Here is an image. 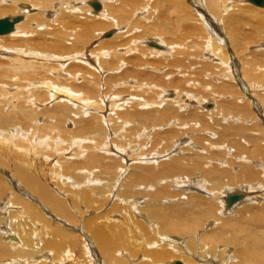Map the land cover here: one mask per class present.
I'll return each mask as SVG.
<instances>
[{
  "label": "bare ground",
  "instance_id": "1",
  "mask_svg": "<svg viewBox=\"0 0 264 264\" xmlns=\"http://www.w3.org/2000/svg\"><path fill=\"white\" fill-rule=\"evenodd\" d=\"M57 1L0 0V19L14 20L22 16L13 31L0 35V70L3 73L9 70L5 80H0V264H27V256L23 257L22 253L34 251L35 232H29L30 228L19 223V235L14 236L17 231L2 214L6 217L13 207L14 211H19L18 216L10 213L14 218H18L19 213L31 218L34 203L50 216L57 218L55 214L58 215L59 220L62 217L73 219L76 204V209L83 213L88 209L98 212L86 206L88 201H94L93 197L81 193L85 194V186H97L99 173L103 172L110 175L115 171V181L122 187L123 198L135 199L134 204L123 208L122 223L114 219L120 210L114 205L115 208L110 207L104 215L95 213L84 224L99 250L109 253L110 257L104 256L108 262L116 252L122 256L114 260L118 264H125L126 259L132 262L131 257L138 252L133 243L141 235H149L151 221L161 225L156 230L160 245H164L147 251L154 259L151 264H176L180 258L184 260L182 264H191L194 253L184 244L182 236L171 234L174 230L182 231L183 225L188 226L194 241L195 236L199 237L190 244L197 248L206 247V241H210L206 234L214 230L210 228L214 223H218V227L232 224L235 221H225L238 212V218L262 223L264 143L257 131L264 124V6L248 0ZM92 1L100 2L101 8L95 10L90 4ZM146 2L156 8L157 16L151 14ZM61 4L65 9L60 8ZM195 9L201 16L198 19L193 16ZM27 10L37 12L33 11V16ZM83 11L94 18L89 20L80 15ZM171 14L176 17L173 19ZM99 15L100 20H96ZM192 16L194 20H190ZM154 25L158 26V33L152 31ZM166 28L169 38L164 34ZM183 28L187 30L180 37ZM204 28L209 31L206 36L201 31ZM195 36L204 38L203 50L199 48L202 50L199 53L188 42ZM251 49L263 56L253 55ZM85 54L91 56L85 62L87 66L78 64L82 61L78 56ZM160 55L169 56V60L165 58L168 60L165 61ZM70 59L75 60L73 65L69 62L74 68H68L66 73L63 69L61 77L57 69H62L64 62ZM41 60L55 62L50 65ZM147 66L152 70H146ZM30 69L37 72V80L35 75L30 76ZM11 71H17L20 77L29 72V80L26 74V78L22 77L25 81L20 78L19 85L9 90V77L15 74L9 73ZM33 78L35 80H31ZM196 85L199 86L196 88ZM121 86H125L126 92L134 91L124 94ZM43 118L44 122L39 123ZM69 123L75 128L69 129ZM122 130L118 144L116 140V144L112 143L109 134ZM85 137L92 141L86 148ZM154 139L165 141L160 152L148 148L152 147ZM137 144L139 153L134 155L131 151L136 150ZM56 151L61 153L59 159L64 164L65 171H61L65 175L72 172L71 178L82 186L79 192L62 190L70 195L68 199V196L63 198L60 188L51 182L65 175H54L50 165L51 175L48 176L44 172L46 163L40 161L46 162L50 153ZM116 151L120 158L112 155ZM66 154L69 156H64ZM135 158L140 159L138 164L150 167L145 169L144 175H138L144 180L131 177L120 183L130 167L124 163ZM210 159V164L205 166ZM154 165L159 167L154 168ZM161 176L170 181L163 183ZM142 183H145L144 189H140ZM177 185L179 189H175ZM75 186L73 188H78ZM150 186H154V190L148 189ZM96 189L91 193L99 197ZM9 192L13 197L9 198ZM184 194L189 196L185 201L181 198ZM231 194L243 196L229 205ZM143 198L146 209L140 206ZM131 217L133 227L129 230L125 220L130 221ZM45 223L51 227V236L61 238L48 241L54 247L51 250L61 247L65 231L50 226L48 220ZM163 235L176 237L177 241H173V245L166 241L170 237ZM126 236L130 237L129 243ZM258 240L264 243L263 238ZM25 246L30 251H25ZM171 246L174 251L170 250ZM229 252L226 248L220 254L221 259H226L225 254L231 257ZM31 254L36 257L34 252ZM211 255L210 251L202 258ZM89 260L95 261L93 257Z\"/></svg>",
  "mask_w": 264,
  "mask_h": 264
},
{
  "label": "rangeland",
  "instance_id": "2",
  "mask_svg": "<svg viewBox=\"0 0 264 264\" xmlns=\"http://www.w3.org/2000/svg\"><path fill=\"white\" fill-rule=\"evenodd\" d=\"M55 1H57V0H55ZM59 1V0H58ZM57 1V2H58ZM153 1H157V0H150V3L151 2H153ZM57 2H54V3H56V4H58ZM149 2L147 3H145L147 6L149 5V7L151 8H149L150 10V12H151V14H153L154 16H157L156 14H155V10H156V8H154V7H151V4H150ZM191 4H193V3H191ZM189 6V5H188ZM60 8H63V9H65V7L64 6H62V4H61V6H60ZM153 8V9H152ZM37 10V9H36ZM36 10H27V11H29L30 12V14H32L33 15V11H34V13L35 12H37ZM197 11V12H196ZM29 12H27L26 14L28 15L29 14ZM32 12V13H31ZM190 12V11H189ZM57 13H59V12H57ZM80 13V15H82V16H84V17H86L87 19H89V20H91V19H93L94 18V16L93 15H91V14H89V13H87V12H85V11H83V12H79ZM86 14V15H85ZM186 14V13H185ZM36 15H37V13H36ZM56 14L54 13V16H55ZM152 15V16H153ZM195 15V17H196V19H198V18H200L201 16L199 15V13H198V9H195V11H194V13H193V16ZM197 15H199V16H197ZM31 16V15H30ZM34 16V15H33ZM88 16V17H87ZM103 16V15H102ZM170 17H172L173 19L176 17V14H174V16H173V14H171V15H169ZM191 17L190 18V20H192L193 18H195V17ZM93 17V18H92ZM100 17H101V15H99L98 17H97V19L96 20H100ZM186 18V17H185ZM142 19H144L145 20V18H142ZM194 20V19H193ZM146 21H148V20H146ZM151 26H152V24H151ZM122 27H125L124 25H122ZM247 27V29L246 30H249V26H246ZM126 28V27H125ZM115 29V28H114ZM114 29H112V30H114ZM183 29H185V28H183ZM183 29H181V33H180V37L181 36H184V33H185V31L187 30V28L185 29V30H183ZM104 31L105 30H107V29H103ZM154 30H156L157 32L156 33H158V26L157 25H154L153 26V29H152V31L155 33V31ZM168 28H166V32L164 33L166 36H167V38H169L170 36H168ZM201 31H206V33H204L203 32V35L204 36H206V35H208V30L207 29H205L204 28V30L203 29H201ZM109 32H111V31H109ZM170 33V32H169ZM154 36H156V35H154ZM165 37V36H164ZM193 37V36H192ZM167 38L165 37L164 39L165 40H167ZM191 38V37H190ZM202 39H204V38H202V37H200V38H197L196 39V36H195V38H191V39H189V44L190 45H193V48L196 50V52L197 53H199V52H201L202 50H203V48H202V44L204 43L203 42V40ZM1 40V39H0ZM192 40H193V42L195 43V44H198L197 42H199L200 44H198V45H194V43L192 42ZM201 41V42H200ZM193 43V44H192ZM69 44L71 45L72 43L69 41ZM202 49V50H200V49ZM252 50V49H251ZM247 53H249L248 51H247ZM97 55H99L98 53H96ZM252 54L253 55H255V56H263V54H259L258 52H256V51H254V50H252ZM88 54H85L83 57L82 56H78V59L80 60H82L81 62H79L78 64H82L83 66H87V64H85V62L87 61V60H89L90 59V57L91 56H89ZM127 56H130V54L129 55H127ZM254 56V57H255ZM158 57V56H157ZM159 57H161V58H163L164 60H165V58H167L168 60H169V56L167 57H164L163 55L161 56H159ZM77 59V58H76ZM106 59H109V58H106ZM38 60H40V59H38ZM168 60H165V61H168ZM45 62V63H47V61L48 60H41V62ZM40 62V61H39ZM49 62V64L51 65V64H54L53 62H55V61H48ZM71 63V65H73L72 63L73 62H75V60H73V59H70V60H68L67 62H64V64H63V66H61L62 67V69H57V72H59V74H60V76L61 77H63L64 75H63V69H66L65 70V73L66 72H68L67 70H68V68L70 69V68H74V67H70L71 65H70V63ZM69 63V64H68ZM166 63V62H165ZM68 64V65H67ZM65 65H67V67L65 66ZM66 68H65V67ZM64 67V68H63ZM75 69H76V67H75ZM150 70L151 68L150 67H148L147 66V69L146 70ZM31 70L32 69H30V71L29 72H31ZM122 71H123V68L121 69ZM152 70V69H151ZM169 70H171V69H169ZM168 70V71H169ZM5 73H7V71H9V70H3ZM33 71V70H32ZM14 71H11V72H9V73H13ZM29 72H27L26 74H28L27 75V81L29 80L28 79V77H29ZM180 73V69H177V73ZM2 73V74H1ZM5 73H3L1 70H0V80L1 79H3V80H5V77H6V75H5ZM15 74L13 75V76H15V77H13V76H11V78L9 77V82L11 83V85L9 86V88H7V89H9V90H12V87H16V86H18L19 85V80H20V78L22 79V81H25V78H26V74H24L23 76H21L20 77V74L19 73H17V71H15L14 72ZM35 73H37L36 71H35ZM35 73H33V72H31V75L30 76H32V74H33V76L35 75V78H36V80H37V77H36V74ZM51 74V71L50 72H48V74ZM79 73H81L80 71H79ZM120 73H122L121 71H120ZM216 73H218V72H216ZM45 74V73H44ZM2 75H4V76H2ZM63 75V76H62ZM81 75H82V73H81ZM171 76H172V74H170ZM179 75H181V74H179ZM170 76V77H171ZM13 77V78H12ZM18 77V78H17ZM22 77H25V78H22ZM170 77H168V78H170ZM167 78V77H166ZM167 78V79H168ZM14 79V80H13ZM31 80H35L34 78L33 79H31ZM12 81H14V82H12ZM193 81H190L189 83H192ZM201 82V81H200ZM199 82V83H200ZM188 83V86H190V85H192V84H189ZM119 84V83H118ZM117 84V85H118ZM199 85H196V86H194V87H198ZM122 88H123V90L125 91L124 92V94H129V93H133V91L134 90H128V92H126L127 90H125V86H121ZM119 88V87H118ZM117 89V88H116ZM46 90V89H45ZM195 90L196 89H194V90H192V92H195ZM13 91V90H12ZM141 91H144V89L143 90H141ZM264 91V90H263ZM260 92H262V89L260 90ZM59 98L60 99H62V97L61 96H59ZM59 98H56L57 100H60ZM68 101V100H67ZM40 110V109H39ZM89 111H91V112H93V110H90L89 109ZM44 120H45V118H43L39 123H43L44 122ZM166 127H167V125L164 127L165 129H166ZM68 128L69 129H71V128H75L74 127V125H72L71 123H69L68 124ZM132 128V127H131ZM163 128V127H162ZM258 131H257V133L259 134V135H261V136H263V138H261L260 139V141L262 142V143H264V124H261L259 127H258ZM263 131V132H262ZM122 132H124V130H122L121 132H111L109 135H111V138L107 135V137H109L110 139L109 140H111L112 141V143L114 142L115 143V140H116V143L118 144V142H119V139L120 138H118V135L120 134V133H122ZM257 134V135H258ZM213 137V136H212ZM89 138V137H88ZM88 138H86L85 137V139H84V144H86V146H85V148L87 147V144L89 143V142H92L90 139H88ZM114 139V140H113ZM79 141H82V139L81 140H79ZM137 142V141H136ZM139 142V141H138ZM260 142V144H262ZM115 143V144H116ZM151 143H152V147H148V145H147V147L148 148H153V149H155V151H161L162 150V148H163V146L165 145V141H156L155 139L152 141L151 140ZM143 147V146H142ZM141 147V148H142ZM78 149V148H77ZM139 146H138V144H137V148H136V150H133V151H131V153L132 152H135V154L134 155H136L137 153H139ZM101 152L103 151V150H100ZM103 154H105V152L103 151L102 152ZM200 153L201 154H203V155H205L206 156V154L204 153V152H201L200 151ZM57 154H58V152L56 151V153L54 154V153H50V155H49V157H48V160L46 161V162H44L43 160H40V161H42L43 163H46V169H45V171L44 172H46V174H48V176H50L51 175V169H49L50 168V165H51V168H52V170H54V172L52 171V173H54V175L56 174V175H59V173H62L63 175H65V173L63 172V171H65L64 170V164L60 161L61 159H59V157H60V154L61 153H59L58 155L59 156H57ZM86 154H87V152H86ZM115 154V156H116V154H117V156L116 157H121V156H119L120 154L118 153V151H116V152H114V153H112V155H114ZM119 154V155H118ZM62 156V155H61ZM64 156H66V157H68L69 156V154H66V155H64ZM136 157V156H135ZM72 161L74 160V159H71ZM138 160H139V162H138ZM212 160L210 159V161L209 162H205L204 164H205V166H208L209 164H210V162H211ZM56 162V163H55ZM141 161H140V159L139 158H135L133 161H130V160H127V163H124V164H129L130 165V167H128V170L126 171V174H125V176L122 178H120V180H119V182L121 183L122 182V180H124V179H127V178H131L132 177V179H136V180H138V181H142V180H144V179H139L138 178V175L139 174H145V169H148V168H150V167H148V166H144L143 164H138V163H140ZM133 163V164H132ZM86 165H88V164H86ZM1 166H3V164H1ZM7 166V165H6ZM155 167L154 168H158L159 166L158 165H154ZM56 168V169H54V168ZM3 168H5V167H3ZM88 168V167H87ZM97 168V167H96ZM96 168H94V169H96ZM100 168V167H99ZM59 169V170H58ZM70 169V168H69ZM72 169V168H71ZM89 169V168H88ZM235 169H237V168H235ZM61 170H63V171H61ZM93 170V169H92ZM105 170V169H104ZM116 173H115V171H113V173L111 172V174L109 175V173L107 172V173H104L103 172V174H101V173H99V178H100V183L96 186L95 184H92L93 185V187H84L86 190H85V194H83V193H81V195H87V197H89V196H92L93 197V200L94 201H88V205L86 204V206H88L89 208H90V210H92V208H93V210H96L97 209V211L98 212H90V211H88V210H84L85 212L83 213V212H81V211H78L79 209H76L77 208V204L76 205H74L73 206V209H74V211H72L71 209H70V211H72V216H74V218L73 219H71V220H69L67 217H62L61 218V220H59V217H58V215H56L55 214V216H57V218L56 217H53V216H50L47 212H45V211H43L42 209H37V205L34 203V205H35V207L33 208V214H32V216H31V218H27L26 217V215H23L22 213H19V217L18 218H14L13 216H11L10 215V213H17V212H19V211H14V208L13 207H11L9 210H8V212L6 213V217H5V215L4 214H2L3 215V218H7V219H10V220H8L9 222L11 221V224H12V226L15 228V230L17 231V233H14V236L16 235V236H18L19 234H18V232H20V229H18V227H19V223H23V224H25L24 226L26 227V228H30V230H29V232L30 231H35L34 232V235H33V248H32V250H34V251H30L29 249H26V248H28V246H25V247H23L24 248V250L25 251H30V252H27V253H22V256L24 257V256H27V261H26V263L27 264H46V261H47V264H48V262H49V264H81V263H83V264H90V262L92 263L93 261L92 260H89L90 258H92L93 257V260H95L93 263L94 264H118V262H115L114 260L115 259H119L120 257H122L121 256V254H117V252L116 253H112V257H113V260H110L109 262H108V259H105V257H110V255H109V253H103L101 250H99V246H98V244H97V241L95 240V238L93 237V235L90 233V231L88 232L86 229V227H85V222H86V220L88 219V218H90V219H92L91 217L92 216H94V214L95 215H100V214H102V215H104L103 213H106L105 211H110V207H113V208H115V206H117L120 210H119V212H118V214H117V218H114V219H116L117 221H118V223H122L123 221H122V217L123 216H125V210L123 209L124 207H125V205L127 206L128 204H130V203H133V201L135 200V199H133L131 196L130 197H128V199H124L123 198V196L121 195V192H120V190L122 189V187H120L119 186V184L117 183V181H115V179H116V175H115ZM107 176V177H106ZM115 176V177H114ZM72 177V172H69V173H67L66 175H65V179L64 178H62V179H60V180H56V182L55 181H51V180H54V179H49L51 182H54V184L56 185V187H58V188H60L59 190L61 191L60 193H61V196L64 198V197H66V196H68L67 197V199L70 197V195H67V194H64L63 193V191H66V192H75V191H77V192H79V190H80V188L82 187L80 184V182L78 181V183H77V181L76 180H74V179H72L71 178ZM54 178H55V176H54ZM68 179V181H67V179ZM71 178V179H70ZM113 178V179H112ZM161 178H162V181H163V183H166V182H169L170 181V179L168 178V177H164V176H161ZM9 179V178H8ZM111 179V180H110ZM66 180V181H65ZM87 180V179H86ZM45 181V180H44ZM71 181V182H70ZM114 181V182H113ZM68 182V183H67ZM74 182V183H73ZM116 182V183H115ZM7 183V182H6ZM96 183H98V182H96ZM115 183V184H114ZM146 183V182H145ZM145 183H142L141 185H140V189H144L145 187ZM60 184V185H59ZM64 184H65V186H64ZM76 185L78 188H73L74 186ZM80 185V186H79ZM91 185V186H92ZM75 186V187H76ZM103 186V187H102ZM63 187V189H61ZM80 187V188H79ZM101 189H99V188ZM173 187H174V185H173ZM83 188V189H84ZM93 188V189H92ZM97 188V189H96ZM180 188V186L179 185H177V186H175V189H179ZM83 189H82V191H83ZM91 189V191H89V190ZM97 190V191H99L98 192V194L100 195L99 197H101V198H99L96 194H92L91 192L93 191V190ZM148 189H150V190H154V186H150ZM63 190V191H62ZM146 190H147V188H146ZM11 191V190H10ZM111 191V192H110ZM58 192V191H57ZM108 192H110V193H108ZM9 194H10V192H9ZM8 194V196H9V198L10 197H13V195H12V193L9 195ZM71 194V193H70ZM72 195V194H71ZM106 196H107V198H106ZM189 196L188 195H186V194H184V195H182L181 196V198H182V200L183 201H185V200H187V198H188ZM12 199V198H11ZM108 199V200H107ZM117 199V200H116ZM129 199H130V201H129ZM14 201L16 200V199H13ZM107 201V202H106ZM143 201H144V198L142 199V203L140 204V206H142L143 208H145V202L143 203ZM15 202H17V201H15ZM106 202V204L104 205V203ZM91 203V204H90ZM103 203V205L104 206H102L101 204ZM134 204V203H133ZM135 204H137V203H135ZM21 205H23V204H21ZM115 205V206H114ZM138 205V204H137ZM72 206V205H71ZM26 207V206H25ZM87 207V208H88ZM138 207V206H137ZM147 207V206H146ZM100 208V209H99ZM102 209V210H101ZM146 209V208H145ZM74 212V213H73ZM144 212H146V211H144V209L142 210V214H144ZM37 214V215H36ZM77 214V215H76ZM16 216H18V213L17 214H15ZM106 216V215H105ZM240 216V214H239V212L238 213H236V214H233L232 216H230V217H228V219L227 218H225V217H222L221 219H227L225 222H229V223H231L232 221H235L234 223H232V224H229V225H224L223 227H218V226H216L218 223H216V225H215V223L210 227L211 229L212 228H214V230L212 231V232H210L209 234H206V236L207 237H209V242H207L206 241V247H203L202 245L200 246V247H197V248H195V247H192L191 245H193V243L194 242H196L197 240H199V237L198 238H196V236H195V241H194V239H193V237H192V233L190 232V230H188V226L187 225H183V230L182 231H180V232H176L175 230L174 231H172V235H178L179 237H183V242H184V244H187L188 246H189V248L191 249V251L194 253V255L193 254H191V259H193L192 261H190V263L191 264H264V243H262V244H260L259 243V240L257 241V239H264V221L262 222V223H260V224H258V223H256V222H253V221H249L247 218L246 219H241V218H238ZM189 217L191 218L192 216L191 215H189ZM106 218L107 219H112L111 217H110V215H108V216H106ZM63 219H65V220H63ZM45 220L47 221H49V225L50 226H54L55 228H58V227H61L65 232H63V237H64V239H65V242L63 243V244H61L60 246L62 247H57L58 248V250L56 251V249L55 250H51V248H54V247H52V246H50V244H48V241H51V240H55V241H58V240H60L61 238L60 237H56V236H51V232H50V230L49 229H51V227H47V224L45 223ZM150 220V219H149ZM22 221V222H21ZM126 222V225L125 226H127V227H129V230L131 229V227H133V224H131V223H133V219H132V217L130 218V221H128L127 219L125 220ZM231 221V222H230ZM148 221L146 220V224H148L147 223ZM103 223V222H102ZM128 224V225H127ZM132 225V226H131ZM151 228L149 229V235H141L140 237H138L137 239H136V243H133L134 244V246H135V251H137L138 250V252H137V255L135 256V257H131V260H132V262H130V261H127V259H126V263L127 264H151V263H153V260L154 259H152V257H150L147 253V251L148 250H153V249H158V248H162L164 245H160L161 244V241H160V236H159V234L157 233V228L159 229L160 227H161V225H157L156 223H154L153 221H151ZM168 227H170V226H168ZM171 229H172V226L170 227ZM171 229H169V228H167V230H171ZM36 230H37V233H36ZM86 230V231H85ZM32 233V232H31ZM207 233V232H206ZM25 234H27L28 236H29V234L30 233H25ZM132 234V233H131ZM137 234H138V232H137ZM202 234V233H201ZM24 235V234H23ZM52 235H55V234H52ZM92 235V236H91ZM133 235V234H132ZM204 235L205 234H202L201 235V237H204ZM51 236V237H50ZM150 236V237H149ZM163 236H169V235H163ZM53 237L55 238V239H53ZM170 237V236H169ZM168 237V238H169ZM220 238L219 240V242L218 241H216L217 240V238ZM222 238V239H221ZM125 239H126V241L129 243V240H130V237H125ZM251 239V241L249 242L251 245H249V243H248V241L247 240H250ZM256 240V241H253L252 242V240ZM131 240H132V238H131ZM94 241V242H93ZM159 241V242H158ZM166 241H168V242H170L171 244H173L174 245V243H172L173 241H177V239H176V237H175V239L173 238H171L170 237V239L169 240H166ZM154 242H156L154 245H152V246H150V245H148V243H154ZM189 242V243H188ZM252 242V243H251ZM255 242V243H254ZM95 243V244H94ZM198 243L200 244V241H198ZM248 243V244H247ZM257 243V244H256ZM87 244V245H86ZM191 244V245H190ZM249 247H248V246ZM252 245H253V247H252ZM257 245V247H255ZM88 246V247H87ZM48 247V248H47ZM172 247V246H171ZM88 248H90V250L88 249ZM228 249V250H230L231 252H229L230 254H231V257L228 255V254H225V258L226 259H221V256H220V254H223V252H224V250L225 249ZM14 249H16V247H14ZM61 249V251H59ZM89 250V251H88ZM126 250H128V249H126ZM170 250H173V247H172V249H170ZM206 250V251H205ZM53 251H55V252H53ZM174 251V250H173ZM212 252L213 253V255H211L210 257H208V256H205V257H203L202 258V256H203V254H208L209 252ZM31 252H34V254L36 255V257L35 256H33L32 254H31ZM58 252V253H57ZM60 252V253H59ZM101 252V253H100ZM146 252V253H145ZM207 252V253H206ZM55 254V255H54ZM57 254V255H56ZM95 256H94V255ZM101 254H104V255H101ZM107 256H106V255ZM129 254V253H128ZM189 256H190V254L189 253H187ZM143 257H142V256ZM215 255V256H214ZM255 255V256H254ZM256 255H258V256H256ZM105 256V257H104ZM199 256H200V258H199ZM41 257V258H40ZM43 257V258H42ZM45 257H47L46 259H45ZM65 257H67V259L65 260ZM96 257H97V259H96ZM180 257V256H179ZM207 257V258H206ZM195 258V259H194ZM217 258V259H216ZM203 259V260H202ZM205 259V260H204ZM46 260V261H45ZM97 260V261H96ZM178 260H180V261H184L183 259H178ZM195 260V261H194ZM45 261V262H44ZM114 261V262H113ZM57 262V263H56ZM125 263V264H126Z\"/></svg>",
  "mask_w": 264,
  "mask_h": 264
},
{
  "label": "water",
  "instance_id": "3",
  "mask_svg": "<svg viewBox=\"0 0 264 264\" xmlns=\"http://www.w3.org/2000/svg\"><path fill=\"white\" fill-rule=\"evenodd\" d=\"M248 1L261 7L264 6V0H248ZM90 4L94 7L95 10H99L101 8V3L98 1H92ZM21 19L22 16H16L14 20H11L7 17L0 19V35L9 34L11 31H13L15 27V23L20 21ZM242 196H243L242 194H231L228 197L229 205L241 199ZM176 264H182V263L181 261H177Z\"/></svg>",
  "mask_w": 264,
  "mask_h": 264
}]
</instances>
